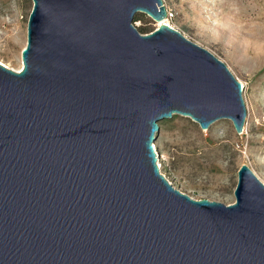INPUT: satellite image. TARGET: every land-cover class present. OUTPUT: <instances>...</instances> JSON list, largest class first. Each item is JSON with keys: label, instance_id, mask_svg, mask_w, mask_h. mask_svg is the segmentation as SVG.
I'll return each mask as SVG.
<instances>
[{"label": "water", "instance_id": "water-1", "mask_svg": "<svg viewBox=\"0 0 264 264\" xmlns=\"http://www.w3.org/2000/svg\"><path fill=\"white\" fill-rule=\"evenodd\" d=\"M22 67L0 62V264H264V184L193 199L157 166L158 122L243 132L242 84L206 49L136 12L162 0H32Z\"/></svg>", "mask_w": 264, "mask_h": 264}, {"label": "rangeland", "instance_id": "rangeland-1", "mask_svg": "<svg viewBox=\"0 0 264 264\" xmlns=\"http://www.w3.org/2000/svg\"><path fill=\"white\" fill-rule=\"evenodd\" d=\"M164 20L222 61L242 84L243 132L229 119L207 129L173 114L158 122L153 146L160 172L193 199L235 201L237 172L247 165L264 184V0H162ZM32 0H0V62L18 70ZM132 24L142 34L158 26L143 12ZM160 164V166H159Z\"/></svg>", "mask_w": 264, "mask_h": 264}, {"label": "bare ground", "instance_id": "bare-ground-1", "mask_svg": "<svg viewBox=\"0 0 264 264\" xmlns=\"http://www.w3.org/2000/svg\"><path fill=\"white\" fill-rule=\"evenodd\" d=\"M157 22H158L159 24H160V23H165V24H167V20H164V19H163L161 22H159V21H157ZM159 24H158V25H159ZM20 68H21V66L18 68V70H19ZM158 163H159V162H158ZM159 166H160V164H159Z\"/></svg>", "mask_w": 264, "mask_h": 264}, {"label": "built area", "instance_id": "built-area-1", "mask_svg": "<svg viewBox=\"0 0 264 264\" xmlns=\"http://www.w3.org/2000/svg\"><path fill=\"white\" fill-rule=\"evenodd\" d=\"M170 14L168 13V12H166V17H168ZM157 164H158V162H157Z\"/></svg>", "mask_w": 264, "mask_h": 264}, {"label": "trees", "instance_id": "trees-1", "mask_svg": "<svg viewBox=\"0 0 264 264\" xmlns=\"http://www.w3.org/2000/svg\"><path fill=\"white\" fill-rule=\"evenodd\" d=\"M153 31V30H152ZM151 32V31H150ZM149 33V32H148Z\"/></svg>", "mask_w": 264, "mask_h": 264}]
</instances>
